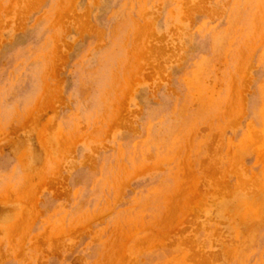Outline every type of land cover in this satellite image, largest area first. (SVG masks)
<instances>
[{
  "label": "rangeland",
  "instance_id": "374dc122",
  "mask_svg": "<svg viewBox=\"0 0 264 264\" xmlns=\"http://www.w3.org/2000/svg\"><path fill=\"white\" fill-rule=\"evenodd\" d=\"M0 264H264V0H0Z\"/></svg>",
  "mask_w": 264,
  "mask_h": 264
},
{
  "label": "bare ground",
  "instance_id": "6f19581e",
  "mask_svg": "<svg viewBox=\"0 0 264 264\" xmlns=\"http://www.w3.org/2000/svg\"><path fill=\"white\" fill-rule=\"evenodd\" d=\"M151 54V53H150Z\"/></svg>",
  "mask_w": 264,
  "mask_h": 264
}]
</instances>
